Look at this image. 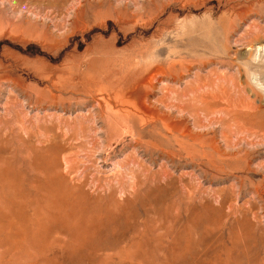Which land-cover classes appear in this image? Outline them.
<instances>
[{
	"label": "rangeland",
	"instance_id": "obj_1",
	"mask_svg": "<svg viewBox=\"0 0 264 264\" xmlns=\"http://www.w3.org/2000/svg\"><path fill=\"white\" fill-rule=\"evenodd\" d=\"M258 45L264 0H0V264H264Z\"/></svg>",
	"mask_w": 264,
	"mask_h": 264
},
{
	"label": "bare ground",
	"instance_id": "obj_2",
	"mask_svg": "<svg viewBox=\"0 0 264 264\" xmlns=\"http://www.w3.org/2000/svg\"><path fill=\"white\" fill-rule=\"evenodd\" d=\"M259 46V45H258ZM262 49H263V47L262 46H259L257 49L256 48H254V46H251V54L249 55V58H250V61L251 62H255V60H256V57H257V55H258V57L260 58V61H263L264 60V56H262L261 57V51H262ZM249 61V60H248ZM256 63V62H255ZM245 65H248V66H250V67H252L253 65L251 64V63H247V64H245ZM260 65H258L257 67H259ZM254 76H256V75H258V76H260V81L259 82H261L260 83V86H261V88L263 89L264 88V72H262V73H254L253 74ZM264 91V90H263ZM39 185V184H38ZM37 185V186H38ZM42 185V184H41ZM44 188V187H43ZM40 189V188H39ZM41 191V190H40Z\"/></svg>",
	"mask_w": 264,
	"mask_h": 264
}]
</instances>
